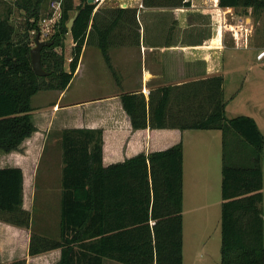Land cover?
<instances>
[{"label": "trees", "instance_id": "obj_1", "mask_svg": "<svg viewBox=\"0 0 264 264\" xmlns=\"http://www.w3.org/2000/svg\"><path fill=\"white\" fill-rule=\"evenodd\" d=\"M42 0H18L24 13L19 29L9 16L0 17V152L20 151L36 128L31 99L39 92L64 91L71 83L95 29L96 4L62 0L52 26L50 47L41 50L38 77L30 63L32 37L39 28ZM143 7L180 8L181 0H142ZM222 10H264V0H219ZM76 14L71 32L66 24ZM73 43L66 69L65 39ZM116 78L108 55L107 35L97 45ZM59 50V52L57 51ZM223 78L167 86L120 96L134 131L179 130L221 132V247L220 264H264L262 216V157L264 137L246 116L227 119ZM61 199L58 240L31 234L28 256L59 250L57 264H182L183 149L182 143L160 152L140 154L123 163L102 166V131L68 129L60 132ZM124 194L110 205L104 193ZM0 221L29 228L22 209V172L0 169ZM120 221L118 225L114 223ZM0 264H2L0 262ZM10 264H26L25 259Z\"/></svg>", "mask_w": 264, "mask_h": 264}, {"label": "crops", "instance_id": "obj_2", "mask_svg": "<svg viewBox=\"0 0 264 264\" xmlns=\"http://www.w3.org/2000/svg\"><path fill=\"white\" fill-rule=\"evenodd\" d=\"M126 4V7H119L117 2L99 5L93 11L95 29L88 28V34L97 49L100 32L107 35L108 55L113 70L117 73L114 84L117 90L107 95L91 96L87 99L69 98L68 93L73 80L81 71L79 60L72 82L66 90L44 91L34 96L31 121L36 131L22 142L20 151L0 152V169L17 168L22 172V209L29 216L35 209L37 196L40 199L43 218L41 222L38 221L37 230L34 231L38 236L53 240L59 238L63 167L60 132L68 129L102 131V166L105 168L123 163L140 154L148 155L167 150L181 142L183 230L186 209H189L191 203L190 193L186 187V162L188 160V164L192 167L198 165V160L195 154H191L189 146L188 150L186 149L189 131L167 129L134 131L129 117L122 108L120 96L141 92L147 99L150 91L158 88L180 86L212 76L222 77L224 70L222 53L226 44L234 50L241 51L234 60L243 59L246 52L252 50L250 49L251 34L240 35L238 41L231 38L223 30V20L220 21L216 16L217 11L208 6H202L200 2L198 10L181 7L150 9L142 6L140 8L139 2L133 0H127ZM228 11L230 10H223L224 13ZM238 19L241 20V18ZM211 21H213L210 25L212 30L209 33L201 30L208 27L206 23ZM245 21L250 19L246 18ZM84 49L85 47L82 53ZM256 61H264V47L257 53ZM254 67L257 68L254 69ZM242 68L241 65L238 70L243 71ZM246 70L257 71L258 74L253 79H259L257 81L260 83L264 82L259 77L261 72L264 74V63L257 66L251 64L246 67ZM252 76L254 77V74ZM52 154L58 155V161L52 159ZM40 169L43 171L40 172ZM190 172L191 178H188V183L193 184V201L196 202L199 197V177L197 172L192 170ZM103 197L105 204L112 205L115 197L119 201L124 199L125 195L115 196L105 192ZM53 215L54 218H52ZM119 223L120 221H117L113 226ZM33 227L31 217L28 229L0 221V262L2 264L20 259H25L26 264H57L59 262L61 257L59 250L35 257L28 256L30 236L35 234L32 231ZM105 263L118 264L108 260Z\"/></svg>", "mask_w": 264, "mask_h": 264}, {"label": "rangeland", "instance_id": "obj_3", "mask_svg": "<svg viewBox=\"0 0 264 264\" xmlns=\"http://www.w3.org/2000/svg\"><path fill=\"white\" fill-rule=\"evenodd\" d=\"M16 1L18 0H0V17L9 16L10 23L16 29H19L24 22V13L16 8ZM55 1L42 0L38 18L39 28L44 27L45 21L51 16ZM78 2L79 0H73L74 5H77ZM107 3L105 2V4ZM238 18H241L242 21ZM246 18H249L250 21H245ZM211 23L213 21L207 22L206 25L208 27H204L201 30L209 33L212 30ZM50 28L52 30V27ZM245 29L248 30L245 32ZM223 30L231 38H233L231 31L238 32L237 36L239 38L241 37L240 35L244 36L245 33L248 36L251 34L250 49H252L246 52L243 59L240 58L239 60H234V57L240 55L241 51L234 50L231 46H227V44L222 53L224 68L222 72L224 80L223 99L226 103L225 116L227 119L238 116L252 118L264 137V82L260 83V81H257L259 79H253L256 78L257 71L248 72L246 70V67L251 64L257 66L264 63V61H256L257 53L264 47V10L253 11L249 9L246 12L243 9H235L225 12ZM35 35L32 37V41H34ZM40 40L48 41V39L41 37ZM33 47L34 43L32 44ZM57 51L59 52V50ZM72 51L73 43L70 37L67 36L63 51L66 69L71 61ZM80 62L81 71L73 80L68 93L69 98L87 99L91 96L107 95L117 90L114 85L115 80H117V73H115L116 78H113L114 76H112L107 68L100 51L94 47L92 38L86 42ZM241 65L243 71L238 70V68H241ZM256 68L254 67V69ZM253 74L254 77L252 76ZM260 75L259 77L264 81V74L261 72ZM35 97L31 99V106L34 104ZM221 138L220 131H189L188 137L186 138V149L188 150L189 146L191 154H195L198 160V165L197 167H192L188 164V160L186 162V187L190 193L191 203L189 209H186V219L183 223L182 264H220L222 202L220 189ZM262 155L263 201L261 208L264 239V150ZM57 156L56 154H52V159L58 161ZM189 158L191 157L189 156ZM188 168L193 172H197L199 177V197L196 202L193 201V184L188 183V178H191L189 174L191 172ZM39 180L38 178V184ZM40 209V199L37 196L35 209L30 215L34 223V227L32 228L33 232L37 230L38 221L41 222L43 218V216L41 217L42 210ZM188 210L189 214H187ZM52 218H54V215ZM34 233L37 235L36 232Z\"/></svg>", "mask_w": 264, "mask_h": 264}, {"label": "built area", "instance_id": "obj_4", "mask_svg": "<svg viewBox=\"0 0 264 264\" xmlns=\"http://www.w3.org/2000/svg\"><path fill=\"white\" fill-rule=\"evenodd\" d=\"M93 3L92 4H96V7H98L101 4H104L105 2H117L119 7H126V1L127 0H92ZM135 2H139V7L142 8V0H133ZM61 2L62 0H56L53 3V12L51 14V16L48 18L47 21H45V26L40 28V30L38 31L40 34V37L43 39H47L48 36L52 33L51 28L49 29V27H52L53 24H55L56 21L59 20L60 18V13H61ZM199 2L201 3L202 6H208L211 9H214L217 11V17L219 18V20H223V17L225 18V13L223 12V10L221 11V9L218 6V2L219 0H181L182 3V7L181 8H188V9H193V10H198V5ZM248 29H245V32ZM232 37L238 41L239 37L237 36L238 32H232ZM244 36H247V33H245ZM244 42H245V37H244Z\"/></svg>", "mask_w": 264, "mask_h": 264}, {"label": "water", "instance_id": "obj_5", "mask_svg": "<svg viewBox=\"0 0 264 264\" xmlns=\"http://www.w3.org/2000/svg\"><path fill=\"white\" fill-rule=\"evenodd\" d=\"M92 3H93L92 0H88V4H92ZM75 17L76 14L66 24L68 34L71 32ZM33 43H34V47L31 48L29 53L32 70L36 76L46 77L49 74L41 66V61H40L41 50L44 47H50L53 44V41H41L40 34L39 32H37L34 37Z\"/></svg>", "mask_w": 264, "mask_h": 264}]
</instances>
